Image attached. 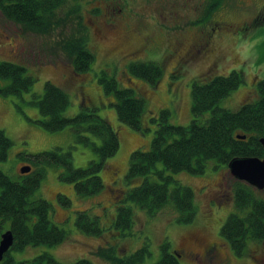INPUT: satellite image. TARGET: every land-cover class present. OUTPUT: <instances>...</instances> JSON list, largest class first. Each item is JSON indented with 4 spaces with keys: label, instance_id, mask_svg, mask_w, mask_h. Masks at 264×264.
<instances>
[{
    "label": "rangeland",
    "instance_id": "obj_1",
    "mask_svg": "<svg viewBox=\"0 0 264 264\" xmlns=\"http://www.w3.org/2000/svg\"><path fill=\"white\" fill-rule=\"evenodd\" d=\"M207 1L68 0L59 14L64 15L72 6L79 7L89 26L90 47L95 53L94 62L82 73L75 72L65 53L56 49L55 43L61 38L59 31L66 28L49 35L37 34L8 19L0 9V61L20 64L26 68V75L35 78L22 97L0 95V129L13 141L8 158L0 161L1 170L13 180H20L23 166H30V172L35 170L22 155L54 147L71 148L76 167L99 160L89 146L76 141L71 126L50 132L35 122L43 115L31 101L43 96L47 81L69 95L65 116H74L87 107L96 109L98 115L115 128L120 125L117 129L120 147L100 172L104 188L99 193L80 195L72 183L60 179L62 167L48 168L34 196L48 200L52 206L51 220L67 230L69 237L54 246L12 250L15 264H31L32 259L45 252L61 264L82 258L92 264H112L99 255L100 249H113L117 256L126 257L144 246L148 247L149 254L141 264H156L166 243H170L171 250L180 252L181 264H264V240L249 241L246 253L237 255L220 234L228 215L237 211L234 186L238 179L231 174L228 165L215 160L208 162L202 174L167 171L194 191L197 215L192 223H178L172 204L151 216L130 201L128 205L134 210L131 229L121 230L115 226L120 196L143 180L142 177L129 180L127 172L131 153L151 148L157 129L152 117L159 118L163 109H169L171 122L190 124L193 82H207L215 76L228 75L233 69L242 72L243 82L222 99L219 106L237 110L259 97L257 84L264 79V0H228L203 21ZM110 23H113L112 28L107 26ZM70 29L71 26L65 33ZM135 61L159 62L163 76L152 84L130 75L128 67ZM103 71L114 76L121 87H131L145 99L144 132L118 121L116 98L104 91L99 80ZM209 115L206 113V117ZM163 167L160 163L159 168ZM256 192L264 198V189L256 188ZM61 195L67 196L71 203L64 204ZM84 210L98 216L102 233H85L78 227V213ZM7 230L11 229L2 233ZM212 244L217 246L213 259L195 258Z\"/></svg>",
    "mask_w": 264,
    "mask_h": 264
},
{
    "label": "trees",
    "instance_id": "obj_2",
    "mask_svg": "<svg viewBox=\"0 0 264 264\" xmlns=\"http://www.w3.org/2000/svg\"><path fill=\"white\" fill-rule=\"evenodd\" d=\"M68 0H0V9L10 20L20 23L27 31L49 35L60 28L61 38L56 41V49L65 53L75 72L87 71L95 60L90 47L89 26L84 21L79 7L72 6L63 15L59 11ZM228 0H208L203 21L212 16ZM71 24V25H70ZM69 26V27H68ZM132 76L156 84L163 76V67L156 61H135L129 65ZM26 68L10 61H0V95L22 97L35 78L26 75ZM104 91L116 98L115 107L118 121L123 125L144 132L142 122L146 101L131 87H121L114 76L103 71L100 77ZM243 82L242 72L233 69L228 75H218L210 81L195 80L192 86L193 119L188 125L171 122V111L163 109L157 122L155 136L149 150L136 149L131 153L127 178L142 177L140 185L127 190L119 198L120 205L115 226L130 230L134 222V210L128 202H134L151 216L168 204L176 210V220L180 224L192 223L197 215L195 194L190 186L176 180L167 171L177 173L187 171L202 174L208 162L215 160L226 164L235 157L258 156L264 158V79L258 81L259 97L254 102L245 103L237 110L219 106V102L229 96ZM38 98V96H35ZM43 115L37 122L50 132H57L71 126L76 141L89 146L99 157L85 167H76L71 148L54 147L36 154L22 155V159L35 166L29 174L13 180L0 169V235L11 229L14 243L5 253L0 264H15L12 250H23L29 246H54L68 239L69 232L55 224L50 217L51 204L42 197H35L48 168L62 167L59 177L72 183L76 192L83 196L99 193L104 188L101 170L108 158L115 155L120 147V138L113 124L98 115L96 109L84 107L79 113L64 115L70 104L69 95L58 85L47 81L45 92L40 99L31 101ZM210 113L206 117V113ZM92 135L93 137L89 136ZM246 135L245 139L237 135ZM13 144L10 137L0 129V161L8 158ZM163 168H159V164ZM153 177H156L155 179ZM64 204L70 199L61 195ZM236 212L228 215L220 229V234L231 245L237 255H244L249 241L264 240V198L256 188L245 181L236 180L234 186ZM76 224L85 233L100 234L102 228L98 216L87 211L78 213ZM180 252L170 249V243L163 246V253L156 264H181ZM148 247L126 257L117 256L113 249H100L99 255L112 264H141ZM31 264H61L45 252L30 261ZM22 264V263H20ZM71 264H92L82 258Z\"/></svg>",
    "mask_w": 264,
    "mask_h": 264
},
{
    "label": "water",
    "instance_id": "obj_3",
    "mask_svg": "<svg viewBox=\"0 0 264 264\" xmlns=\"http://www.w3.org/2000/svg\"><path fill=\"white\" fill-rule=\"evenodd\" d=\"M237 138L245 139L246 135H237ZM264 145V138L261 139ZM228 167L231 174L240 181H245L255 188L264 189V158L258 156L235 157L229 163ZM30 166H23L22 173L30 172ZM14 243V235L11 230L1 234L0 239V260Z\"/></svg>",
    "mask_w": 264,
    "mask_h": 264
},
{
    "label": "flooded vegetation",
    "instance_id": "obj_4",
    "mask_svg": "<svg viewBox=\"0 0 264 264\" xmlns=\"http://www.w3.org/2000/svg\"><path fill=\"white\" fill-rule=\"evenodd\" d=\"M107 26L110 27V28H112L113 27V23H110ZM203 48L204 47H202L201 49H203ZM216 253H217V246H215L214 244H212L210 246L204 247L203 250H202V252L197 253V256L195 258L200 259L202 261L203 260L208 261L210 259H213L215 257V254Z\"/></svg>",
    "mask_w": 264,
    "mask_h": 264
},
{
    "label": "crops",
    "instance_id": "obj_5",
    "mask_svg": "<svg viewBox=\"0 0 264 264\" xmlns=\"http://www.w3.org/2000/svg\"><path fill=\"white\" fill-rule=\"evenodd\" d=\"M118 121H116V123H117Z\"/></svg>",
    "mask_w": 264,
    "mask_h": 264
}]
</instances>
